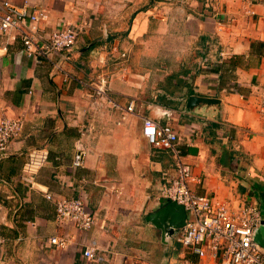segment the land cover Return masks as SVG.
I'll list each match as a JSON object with an SVG mask.
<instances>
[{"label":"crops","instance_id":"crops-1","mask_svg":"<svg viewBox=\"0 0 264 264\" xmlns=\"http://www.w3.org/2000/svg\"><path fill=\"white\" fill-rule=\"evenodd\" d=\"M8 1L44 6V34L64 24L80 30L68 60L37 62L0 28V116L23 122L0 155V264H199L146 220L166 203L160 187L174 162L142 135V118L177 132L195 193L236 207L264 190V0ZM102 72L121 109L92 106ZM190 95L217 101L189 107ZM79 138L87 153L72 168ZM31 148L49 156L26 186ZM45 192L81 198L94 224H58ZM58 234L66 246L49 241ZM88 244L106 259L87 260Z\"/></svg>","mask_w":264,"mask_h":264},{"label":"built area","instance_id":"built-area-1","mask_svg":"<svg viewBox=\"0 0 264 264\" xmlns=\"http://www.w3.org/2000/svg\"><path fill=\"white\" fill-rule=\"evenodd\" d=\"M0 9L1 30L13 32L29 57L37 62L54 55L59 56L61 61L70 58L80 28L64 24L44 34L38 26L48 18L44 6L32 5L27 1L18 5L4 0ZM261 17L264 20V14ZM54 69L64 72L58 62L54 64ZM109 93L110 74L99 73L88 94L97 111L121 109ZM133 106V101H130L125 111L131 112ZM259 112L264 131V95L260 99ZM142 121V135L146 140L166 150L173 158L174 172L163 176L160 197L181 204L186 211L185 224L173 234L175 242L194 253L199 264H264V245L254 239V230L264 225L262 209L252 202L244 201L235 207L212 196L195 193L190 186L194 176L190 165L183 159L177 132L171 125L159 124L149 117H143ZM22 125L20 118L0 116V155L6 153L8 143L19 134ZM80 133L83 134L84 130ZM86 153L87 148L79 138L75 143L71 167L82 166ZM48 156L43 148H31L28 151L20 173L23 184L33 185L34 176L47 162ZM44 195L54 204L55 219L63 227L73 224L80 230H87L94 224V215L81 198L55 197L49 192ZM49 241L63 247L68 242V236L58 234L50 237ZM82 255L90 261L106 259L95 244L83 247Z\"/></svg>","mask_w":264,"mask_h":264},{"label":"water","instance_id":"water-1","mask_svg":"<svg viewBox=\"0 0 264 264\" xmlns=\"http://www.w3.org/2000/svg\"><path fill=\"white\" fill-rule=\"evenodd\" d=\"M91 45V44H90ZM89 47V46H88ZM87 47V48H88ZM214 98L190 95L187 99V106L192 107L198 102H216ZM186 211L181 204L175 201H166L154 212L146 217L148 222L159 228L164 236L175 234L185 224ZM254 239L264 245V225L254 230Z\"/></svg>","mask_w":264,"mask_h":264},{"label":"rangeland","instance_id":"rangeland-1","mask_svg":"<svg viewBox=\"0 0 264 264\" xmlns=\"http://www.w3.org/2000/svg\"><path fill=\"white\" fill-rule=\"evenodd\" d=\"M255 202L256 205L260 207V209H264V190H258V194H256L253 199H249L247 202Z\"/></svg>","mask_w":264,"mask_h":264},{"label":"trees","instance_id":"trees-1","mask_svg":"<svg viewBox=\"0 0 264 264\" xmlns=\"http://www.w3.org/2000/svg\"><path fill=\"white\" fill-rule=\"evenodd\" d=\"M262 213H264V209L262 210Z\"/></svg>","mask_w":264,"mask_h":264}]
</instances>
